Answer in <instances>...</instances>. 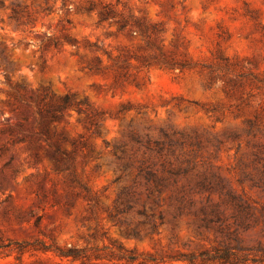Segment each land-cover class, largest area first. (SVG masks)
Listing matches in <instances>:
<instances>
[{
	"label": "rangeland",
	"instance_id": "obj_1",
	"mask_svg": "<svg viewBox=\"0 0 264 264\" xmlns=\"http://www.w3.org/2000/svg\"><path fill=\"white\" fill-rule=\"evenodd\" d=\"M0 2V264H185L173 256L221 235L194 215L158 222L181 190L193 212L206 195L247 200V214L224 215L244 221L231 224L242 245L264 248V0ZM65 94L54 124L71 157L56 168L38 112ZM143 167L167 179L160 193L147 195ZM118 196L156 229L135 209L114 217ZM69 247L81 256L54 251Z\"/></svg>",
	"mask_w": 264,
	"mask_h": 264
},
{
	"label": "trees",
	"instance_id": "obj_2",
	"mask_svg": "<svg viewBox=\"0 0 264 264\" xmlns=\"http://www.w3.org/2000/svg\"><path fill=\"white\" fill-rule=\"evenodd\" d=\"M1 6V2H0ZM14 16L17 15L16 11L13 12ZM102 13V17L106 18L109 14H114L111 9L105 10ZM125 22V21H124ZM46 98V95L40 96V101L43 102ZM70 96L65 94L61 96L57 103L50 104L49 102H44V105L52 106V110H46V112H38L41 115V121L37 133L43 138V140L50 146L57 156H54L53 162L56 168L59 167V163L65 157L70 158L71 155H67L65 150L61 149L58 142L60 139L57 137L55 130V122L59 120L61 116V110L66 106L71 105ZM73 144V143H72ZM168 173H176L174 170H167ZM138 175L143 177L146 182L152 181L153 188H149L147 195L151 196L153 190L158 194L162 191V188L166 186V178L162 177L156 170L151 168L143 167L139 170ZM197 187L200 189L198 192H201L202 189H211V184L200 180L196 183ZM125 192L123 189L120 193ZM174 201L177 204L175 210L168 211V216L165 217L162 212L158 214V222L160 224L166 223L168 225H174V223L185 215H194L195 219L192 221V225L196 229H209L212 228L214 231L221 235V239L218 240V246L213 247L209 250H201L196 253H179L173 256V259L183 261L185 264H264V248L261 246L250 247L241 244V239L237 237V228L231 230V224L243 225L244 221L236 218V215L232 213L233 219L232 222H228V218L224 215V210L222 206L229 204L233 210L237 212L248 213L250 208V203L243 199L239 195L228 192L227 194L220 195L219 198L214 201L210 195H206L205 198L201 201L199 210L193 212L191 207L196 204V200L193 199L190 195L185 193V190H181L172 196ZM153 203L158 204V200L153 199ZM136 199L129 197L128 199L121 200L119 196L117 197L116 212L114 217L127 212L131 209H135L140 216H144V220L151 224V229L155 230L157 221L153 219V213L149 212L144 204L140 207H136ZM186 209V210H185ZM119 224L125 223L126 220H117ZM125 233L128 235L138 236L139 231L136 228L126 229ZM231 241L234 244H230ZM22 244H18V249H22ZM39 249L48 250V246L42 245ZM59 256L62 257H72L79 258L81 256V251L75 247L69 248H55L54 250ZM252 253V256L249 254ZM130 260L135 258L128 256ZM149 260H153L149 258ZM145 260H140V263H145ZM156 264H164L163 262H156Z\"/></svg>",
	"mask_w": 264,
	"mask_h": 264
}]
</instances>
